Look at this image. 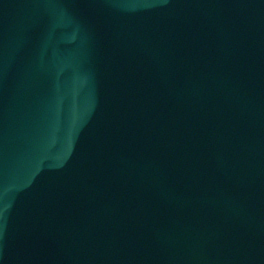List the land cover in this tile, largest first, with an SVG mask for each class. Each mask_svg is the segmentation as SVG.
Listing matches in <instances>:
<instances>
[{
    "label": "water",
    "instance_id": "1",
    "mask_svg": "<svg viewBox=\"0 0 264 264\" xmlns=\"http://www.w3.org/2000/svg\"><path fill=\"white\" fill-rule=\"evenodd\" d=\"M0 264H264V0H0Z\"/></svg>",
    "mask_w": 264,
    "mask_h": 264
}]
</instances>
